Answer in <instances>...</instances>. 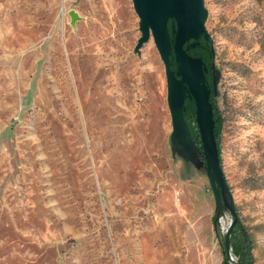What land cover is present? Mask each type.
Masks as SVG:
<instances>
[{
    "label": "rangeland",
    "instance_id": "obj_1",
    "mask_svg": "<svg viewBox=\"0 0 264 264\" xmlns=\"http://www.w3.org/2000/svg\"><path fill=\"white\" fill-rule=\"evenodd\" d=\"M203 4L221 167L264 264V0ZM139 37L132 0H0V264L222 263L231 215L172 149Z\"/></svg>",
    "mask_w": 264,
    "mask_h": 264
},
{
    "label": "water",
    "instance_id": "obj_2",
    "mask_svg": "<svg viewBox=\"0 0 264 264\" xmlns=\"http://www.w3.org/2000/svg\"><path fill=\"white\" fill-rule=\"evenodd\" d=\"M132 3L139 18L140 31L135 49L151 37L164 64L167 103L172 122V149L178 148L196 163L200 162V158V164L205 165L215 197L216 219L221 215L222 206H227V212L231 215L228 228L221 231L229 264H238L230 247V236L238 215L220 165L214 136L213 106L210 102L211 88L205 77L207 68L200 57L188 53L189 48L199 44L200 37L209 40L204 25L203 0H132ZM71 15L75 19L73 12ZM212 90L214 93V78ZM186 98L194 102L201 147L183 116Z\"/></svg>",
    "mask_w": 264,
    "mask_h": 264
},
{
    "label": "trees",
    "instance_id": "obj_3",
    "mask_svg": "<svg viewBox=\"0 0 264 264\" xmlns=\"http://www.w3.org/2000/svg\"><path fill=\"white\" fill-rule=\"evenodd\" d=\"M169 31H171L170 26H169ZM188 53L191 54L192 56L200 57L205 63L206 67L208 68V71L205 73V77H206V83L211 88L210 102L212 103L213 106L214 136L220 157V136L223 129L224 118L222 116L216 97L214 96L212 90V79L210 74L211 71L210 65L212 63V45L210 40L206 41L202 37H200L199 44L196 45L194 48H189ZM184 105H185V112H184L185 119L187 120L189 128L193 136L195 137L197 144L201 147L200 137L198 134L196 120H195L194 102L192 99L186 98ZM220 165H221V158H220ZM230 247H231L232 255L236 258L238 264H254L253 240L249 231L239 219L237 220L233 228L232 234L230 236ZM222 254H223V258L221 264H229L227 253L224 246L222 249Z\"/></svg>",
    "mask_w": 264,
    "mask_h": 264
},
{
    "label": "bare ground",
    "instance_id": "obj_4",
    "mask_svg": "<svg viewBox=\"0 0 264 264\" xmlns=\"http://www.w3.org/2000/svg\"><path fill=\"white\" fill-rule=\"evenodd\" d=\"M225 216V215H224ZM227 216V215H226ZM222 220V219H221ZM230 221L227 222V224H224L223 220L221 222V224L224 226V229L226 231V229L228 228V225H229Z\"/></svg>",
    "mask_w": 264,
    "mask_h": 264
}]
</instances>
